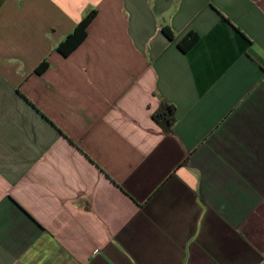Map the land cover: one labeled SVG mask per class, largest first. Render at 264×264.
<instances>
[{
	"label": "crops",
	"instance_id": "obj_1",
	"mask_svg": "<svg viewBox=\"0 0 264 264\" xmlns=\"http://www.w3.org/2000/svg\"><path fill=\"white\" fill-rule=\"evenodd\" d=\"M0 264H264V0H0Z\"/></svg>",
	"mask_w": 264,
	"mask_h": 264
},
{
	"label": "trees",
	"instance_id": "obj_2",
	"mask_svg": "<svg viewBox=\"0 0 264 264\" xmlns=\"http://www.w3.org/2000/svg\"><path fill=\"white\" fill-rule=\"evenodd\" d=\"M96 15V10L88 11L82 19L76 24L73 30L65 36V38L60 41L56 46V51H58L63 56H68L73 52L86 38L87 26L91 20ZM162 32L167 38H172L173 33L171 29L167 26L161 28ZM197 39V35L193 32L189 33L185 38L179 42V48L182 51H186L190 46H192ZM48 67L47 61H42L34 70L35 73H42ZM161 113L154 114L153 118H158ZM167 119V116L165 117ZM168 120V119H167Z\"/></svg>",
	"mask_w": 264,
	"mask_h": 264
}]
</instances>
